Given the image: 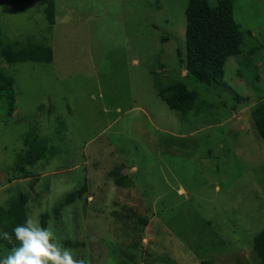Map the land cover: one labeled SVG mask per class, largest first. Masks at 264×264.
<instances>
[{
  "label": "rangeland",
  "instance_id": "rangeland-1",
  "mask_svg": "<svg viewBox=\"0 0 264 264\" xmlns=\"http://www.w3.org/2000/svg\"><path fill=\"white\" fill-rule=\"evenodd\" d=\"M187 4L0 0L4 46L52 54L0 56L15 94L12 105L0 97V231L11 237L0 256L17 243L5 219L20 208L21 223L50 226L85 264H261L264 142L252 107L264 100V0H234L242 50L216 83L186 68ZM176 82L195 93L192 110L163 98ZM31 130L45 139L34 163L21 161Z\"/></svg>",
  "mask_w": 264,
  "mask_h": 264
},
{
  "label": "trees",
  "instance_id": "trees-1",
  "mask_svg": "<svg viewBox=\"0 0 264 264\" xmlns=\"http://www.w3.org/2000/svg\"><path fill=\"white\" fill-rule=\"evenodd\" d=\"M234 0H188L186 8V68L197 80L205 83H216L223 79L224 64L231 55H236L242 50L243 32L234 17ZM50 23H53V12L49 8ZM13 45V44H12ZM16 50L4 46L0 38V56H5L9 61L34 60L39 62H51V51L41 45L17 42ZM163 98L171 109L190 111L193 108L195 93L188 91L182 82H176L161 90ZM0 97L7 98L9 104H13L14 77L8 74L4 67L0 66ZM252 115L256 130L264 142V100L252 107ZM25 145L37 150H32L27 156L21 157V161L34 163L45 155V139H39L33 130L25 135ZM33 154V155H32ZM83 189L71 192L67 201L80 196ZM11 217L5 219V225L12 229L21 223L23 212L19 208ZM15 215V216H14ZM14 218L16 219H12ZM255 250L264 264V227L254 236ZM9 243V242H8Z\"/></svg>",
  "mask_w": 264,
  "mask_h": 264
},
{
  "label": "clouds",
  "instance_id": "clouds-1",
  "mask_svg": "<svg viewBox=\"0 0 264 264\" xmlns=\"http://www.w3.org/2000/svg\"><path fill=\"white\" fill-rule=\"evenodd\" d=\"M17 242L7 255L0 256V264H85L75 258L72 251L58 243L57 236L50 226H42L31 216L11 229ZM0 239L9 240L7 231H0Z\"/></svg>",
  "mask_w": 264,
  "mask_h": 264
},
{
  "label": "crops",
  "instance_id": "crops-1",
  "mask_svg": "<svg viewBox=\"0 0 264 264\" xmlns=\"http://www.w3.org/2000/svg\"><path fill=\"white\" fill-rule=\"evenodd\" d=\"M258 132V131H257ZM259 134V133H258ZM260 136V135H259ZM261 137V136H260ZM262 139V138H261ZM263 140V139H262ZM181 191V190H180Z\"/></svg>",
  "mask_w": 264,
  "mask_h": 264
}]
</instances>
